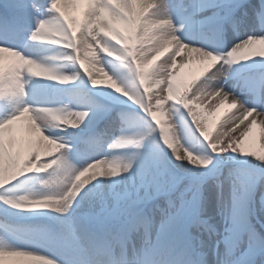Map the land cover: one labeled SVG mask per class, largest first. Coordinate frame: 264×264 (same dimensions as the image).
<instances>
[{"label": "clouds", "instance_id": "9594fccd", "mask_svg": "<svg viewBox=\"0 0 264 264\" xmlns=\"http://www.w3.org/2000/svg\"><path fill=\"white\" fill-rule=\"evenodd\" d=\"M117 3L0 5V264H264V0Z\"/></svg>", "mask_w": 264, "mask_h": 264}, {"label": "rangeland", "instance_id": "374dc122", "mask_svg": "<svg viewBox=\"0 0 264 264\" xmlns=\"http://www.w3.org/2000/svg\"><path fill=\"white\" fill-rule=\"evenodd\" d=\"M84 0H79V3H80V9H83L82 8V4H83ZM119 7V6H118ZM125 11H127V9L125 8ZM104 13L105 16H108V9H104V11H102ZM151 67V65H146L145 66V69L148 70L149 68ZM191 73L189 67L185 68L182 72V78L184 80H189L188 78H191V76H189ZM192 74V73H191ZM229 106L225 103H222L221 106H220V109L219 111L216 113V115L212 118H210L209 120V131L210 133L212 131H214L215 127H216V122L217 120L219 119V116L222 115V112L226 111V110H229ZM229 167H230V163L229 164H226L225 167H224V173L225 175L227 174L228 170H229ZM211 192L213 194V192H218L221 194L220 190L217 189V187L213 184H211V182L209 181L208 183L205 184V194L208 195L210 197V199L212 200L211 198ZM261 192H264V186H261L257 189L256 193H255V197H254V204H255V207L256 208H259V197L261 195ZM223 194L226 195L227 194V186L224 187V190H223ZM218 199V197H217ZM213 203V201H212ZM215 204V203H214Z\"/></svg>", "mask_w": 264, "mask_h": 264}, {"label": "bare ground", "instance_id": "6f19581e", "mask_svg": "<svg viewBox=\"0 0 264 264\" xmlns=\"http://www.w3.org/2000/svg\"><path fill=\"white\" fill-rule=\"evenodd\" d=\"M112 4H113V6L114 7H121L122 5H120L119 3H117V0H112ZM87 6H88V0H84V2H83V4H82V8L83 9H80V12H81V15H82V13L86 10V8H87ZM104 9L105 8H101L100 9V12H101V17L102 18H105V19H109V20H111V17L108 15V16H105L104 15V13L102 12V11H104ZM145 11H146V9H145ZM189 69H190V71H191V73H190V75L189 76H193V74H195L196 72H198L199 71V66H191V67H189ZM188 79H191V78H188ZM256 102H259V97H257L256 98ZM227 104V103H226ZM228 105V104H227ZM229 106V105H228ZM230 107V106H229ZM223 113V112H222ZM157 116L160 118V119H163V116H162V114H160V113H157ZM259 135H260V130H259V128L257 127V126H253V129H252V131L249 133V139L250 140H254V141H258L259 140ZM211 198H212V200L211 201H213V204L214 203H216L217 202V197L219 198V196L221 195L220 193H216V192H213V194H212V192H211Z\"/></svg>", "mask_w": 264, "mask_h": 264}]
</instances>
